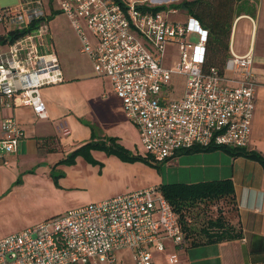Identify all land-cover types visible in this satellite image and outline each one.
<instances>
[{"label": "built area", "instance_id": "2783aa9c", "mask_svg": "<svg viewBox=\"0 0 264 264\" xmlns=\"http://www.w3.org/2000/svg\"><path fill=\"white\" fill-rule=\"evenodd\" d=\"M143 3L61 0L60 8L96 74L110 79L147 154L158 163L195 147L247 146L257 87L253 52L240 55L231 49L225 74L214 68L204 72L206 30L194 18H171L175 8L154 13L142 11ZM45 16L40 0L0 8L6 28L28 29L38 20L37 27L0 45V103L29 106L39 118L48 116L41 87L62 79L57 56L47 50ZM192 31L201 35L190 52ZM169 42L180 46L178 68L164 64ZM175 74L185 76L183 94L161 96ZM60 128L69 132L63 123ZM0 133L1 158L16 151L23 128L8 116L0 120ZM167 236L180 248L186 245L178 214L151 186L68 209L0 237V264H112L117 249L124 247L133 251L137 264H153L149 246L163 250ZM168 262L185 264L177 254Z\"/></svg>", "mask_w": 264, "mask_h": 264}, {"label": "crops", "instance_id": "0c3cea01", "mask_svg": "<svg viewBox=\"0 0 264 264\" xmlns=\"http://www.w3.org/2000/svg\"><path fill=\"white\" fill-rule=\"evenodd\" d=\"M35 1L37 0H0V8ZM40 1L43 2V0ZM153 1L161 2L162 0ZM183 13L185 22H187L189 17L185 12ZM244 18L249 19V21L246 20L247 29H249L247 45L243 48L236 47L233 43V32L230 44L236 54L242 55L247 51H252L255 57L252 66L257 86L254 99L255 109L246 148L256 150L264 156V52L257 54L252 43L256 20L251 14L240 12V15L235 18L233 28ZM5 30V25L0 23V33ZM47 36L51 37V34ZM50 41L48 50L55 53L61 65L60 54L54 50L53 37ZM61 71L60 82L45 84L41 87V95L48 109L47 118H39L29 106L0 103V120L8 116L14 117L23 128V135L19 137L16 151L5 153L0 158V222L6 218L5 211L8 207L21 203L29 197L49 207L47 214L41 216L45 219V217H51V215L80 205L106 200L138 189L158 187L165 182L194 183L228 178L232 180L235 192L233 203L223 208V215L241 231V237L182 248L176 246L170 237H163V250L156 249L154 245L149 246L152 263L169 264V256L177 254L180 261L185 264H264V252L250 254V244L257 237H264V169L259 162L239 154L232 156L222 148L190 152L182 150L157 163L161 177L154 180V184L149 185L152 182L150 181L145 185H137L135 188L130 186L121 190L113 188V184H117V181H121V177L126 178V176H120L124 167H120V164L112 158H106L102 166L86 164V162L81 164L78 156L74 164L59 163L71 150L91 139V128L82 124L78 119L75 98L73 96L69 98L65 92L68 88L67 91L69 92L70 89L72 93L74 86L72 82L81 80V77L78 75L65 76L62 65ZM105 92V107L99 106L100 109L110 112L111 108H114L116 113L126 118L122 101L113 92L111 82ZM109 98H114V103ZM87 108L94 107L89 104ZM61 123L68 127V133L61 130ZM48 136H54V142L48 140V145H45L38 140V137ZM91 151L95 155V150ZM53 171L61 174L57 183L53 179ZM18 179L20 183H17ZM27 226L28 224L23 228ZM23 228L16 229V231ZM9 233L11 231L0 228V237ZM127 250L131 252L129 254L132 260L120 259L119 264H137L133 251L126 247L117 249L113 263L117 262L118 256L128 252Z\"/></svg>", "mask_w": 264, "mask_h": 264}, {"label": "rangeland", "instance_id": "374dc122", "mask_svg": "<svg viewBox=\"0 0 264 264\" xmlns=\"http://www.w3.org/2000/svg\"><path fill=\"white\" fill-rule=\"evenodd\" d=\"M138 1V0H136ZM180 0H162L161 2L147 1L148 4L165 5L167 10H170L171 2L178 3ZM61 0H43L44 7L46 8V17L49 20L46 21L47 34H51L54 39L55 51L59 52L61 57L62 70L65 76L71 77L78 75L81 80L72 82V93L69 89L65 91L69 95V98L73 96L75 99V109L79 121L88 127H93L99 138L104 139V136H117L119 142L124 149L132 156L131 158H123L118 153H107L103 149H94L96 158L99 162L105 163L106 158H112L115 162L120 164V167H124L121 170V181L117 184H113V188L122 189L127 186L135 188L137 185H145L152 181L149 185L154 184L153 181L160 178V169L157 162H153L151 159L146 161L143 156H147V151L140 143L138 134V127L131 121L125 114L126 118L121 117V114L116 113V109L111 108L110 112L103 111L99 106L105 107L106 95L105 90L109 86L110 79L108 77L97 76L93 65L91 64L88 56L81 52L80 38L77 35L71 22L65 16L60 8ZM238 12H247L252 15L256 20V25L253 31L252 43L256 48L257 54L264 52V0H243L237 7ZM180 21H185L184 13L179 9L178 12H174L170 16ZM249 19L244 18L238 24L234 26L233 30V43L236 47L243 48L247 45V39L249 37L247 29V21ZM251 22V21H250ZM199 31H192L188 34L189 51L192 52L194 44L200 39ZM181 51L178 43H167L163 61L169 68H178L180 66ZM106 81V82H104ZM185 76L175 74L170 82V85H165L163 90L165 94L161 93V96L176 99L180 97L184 92ZM68 87H70V84ZM114 103V98H109ZM109 103V102H108ZM93 105L94 108L88 109L87 105ZM113 106V105H112ZM115 107V106H114ZM81 164L88 162L81 156H78ZM101 157V158H100ZM102 159V160H101ZM122 169V168H121ZM159 184V183H158ZM231 204L228 200L209 201V203L199 202L195 203V206L190 207L187 211V216L191 222L201 227L210 219L215 217L219 210H222L226 205ZM49 207L43 205L38 200L29 197L23 200L21 203L12 205L7 208L6 218L0 222V228L3 230H9L11 232L16 229L23 228V226L37 223V221L43 219L41 216L47 214ZM64 213V212H62ZM58 214V213H57ZM60 214V213H59ZM48 218V217H45ZM173 241V239L171 238ZM118 256L116 263L119 264L121 260H132V256L129 250ZM124 263V262H123ZM128 263V262H127Z\"/></svg>", "mask_w": 264, "mask_h": 264}, {"label": "trees", "instance_id": "16d2710c", "mask_svg": "<svg viewBox=\"0 0 264 264\" xmlns=\"http://www.w3.org/2000/svg\"><path fill=\"white\" fill-rule=\"evenodd\" d=\"M243 0H180L178 3L171 2V9L175 8L187 14L189 18H194L200 28L206 30L205 50L203 54V62L201 70L204 72L214 68L221 74H225V64L231 52V36L233 32V24L235 18L240 15L237 7ZM140 9L157 12L159 10H167L165 5H149L143 3L139 6ZM48 21L49 17L45 16ZM38 21V20H37ZM34 21L28 29H21L18 26L12 28L7 27L3 33H0V45H5L14 42L17 37L24 34L31 28L37 27L38 23ZM47 41L50 43L51 37L47 36ZM48 46L47 50L49 49ZM49 51V50H48ZM91 139L71 150L59 163L68 165L74 164L77 156L83 157L89 164H103L94 158L92 151L94 149H103L107 153H118L123 158H131L132 156L120 144L117 136H104V139L98 137L96 131L91 127ZM38 140L43 144L48 145V140L54 142V136L38 137ZM213 148L224 149L232 156L236 154L246 158H252L260 163L264 169V156L256 150H248L245 147H207L192 148L184 151L192 150H208ZM143 159L152 160L150 155L143 156ZM153 161V160H152ZM154 162V161H153ZM61 174H56L53 171V179L57 183L58 177ZM20 183V179L17 180ZM159 191L169 201L170 205L178 214L180 226L186 238L185 246H196V244H206L211 242L225 241V239L239 238L242 233L234 227L230 221L223 215V209L219 210L215 217L210 219L200 228L195 226L187 216V211L190 207L195 206V203L209 201H225L233 203L235 188L231 179L208 180L194 183H169L165 182L158 186ZM264 252V237H257L250 244V254L254 255Z\"/></svg>", "mask_w": 264, "mask_h": 264}]
</instances>
